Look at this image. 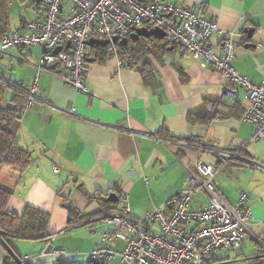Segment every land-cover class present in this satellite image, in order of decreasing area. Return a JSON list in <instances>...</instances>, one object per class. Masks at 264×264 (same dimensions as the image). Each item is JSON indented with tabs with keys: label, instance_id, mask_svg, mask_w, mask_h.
<instances>
[{
	"label": "crops",
	"instance_id": "1",
	"mask_svg": "<svg viewBox=\"0 0 264 264\" xmlns=\"http://www.w3.org/2000/svg\"><path fill=\"white\" fill-rule=\"evenodd\" d=\"M167 1L202 5L217 26L209 37L212 50L220 54L226 33L232 34L235 48L230 63L236 72L252 83L264 78V0ZM43 8L34 10L28 3L13 5L12 27L21 29L24 20L42 16ZM71 11L66 3L62 14ZM154 45L150 43L151 51L144 56L152 68L148 83L135 67H119L113 56L93 61L88 54L93 46H100L97 44H87L85 90L75 89L59 75L39 73V100L19 116L17 128L21 146L31 153L30 161L21 171L11 169L0 175L10 184L9 211L21 214L30 206L49 214L44 239L9 240L12 250L22 257L37 256L30 263L56 264L58 259L89 263L88 252L99 244L104 231L113 228L101 222L105 213L89 196L109 198L121 188L131 213L140 216L164 205L183 187L185 163L214 161L211 155H198L193 149L162 141L161 133L200 138L224 149L243 146V158L217 172L213 182L230 205L236 202L239 190L248 194V231L240 247L216 253L210 263L239 260L245 264L244 259L262 247L264 134L249 141L253 125L241 120L248 104L246 89L236 88L231 80L188 53ZM14 61L26 66L27 73L12 78ZM37 62L31 45L14 46L0 54V72L29 85L37 74ZM180 71L186 75L185 81H181ZM71 108H75L73 113ZM53 165L59 166L57 173ZM203 201L204 196L197 193L191 204ZM65 202L73 208L72 213L63 206ZM116 207L118 210L120 202ZM90 229L95 236L90 235ZM248 241L253 250L246 254L243 249ZM110 244L122 246L119 241ZM53 248L64 250L65 255L58 259L41 255ZM6 256L0 244V264ZM108 264H118V259Z\"/></svg>",
	"mask_w": 264,
	"mask_h": 264
},
{
	"label": "built area",
	"instance_id": "2",
	"mask_svg": "<svg viewBox=\"0 0 264 264\" xmlns=\"http://www.w3.org/2000/svg\"><path fill=\"white\" fill-rule=\"evenodd\" d=\"M66 3L72 11L63 15ZM141 27L160 28L164 32L163 43L168 47L190 54L206 68L231 80L236 88L244 87L248 104L244 106L241 120L253 125L249 141L264 134V78L252 83L236 72L230 63L235 48L232 34L226 33L220 44V54L212 50L209 37L217 26L215 20L205 14L202 5L167 0H45L42 16L28 19L23 29L9 30L0 37V54L14 46L41 48L37 74L25 90L27 100L15 105L19 115L39 100L40 72L59 75L77 90L86 89L87 40L93 35L107 41L105 46L119 67L132 63V55H120L116 43ZM151 38V43H155L156 38ZM58 46L60 50L54 52ZM0 81L13 90L21 89L11 80L12 86L7 79ZM74 111L75 108L69 110L70 113ZM161 140L193 149L198 155H211L214 161L185 163L183 187L164 205L140 216L131 213L126 194L120 188L117 192L120 207L101 218V222L110 223L113 228L104 231L99 244L88 252L89 264H108L114 259H118V264H211V256L218 252L230 253L243 243L251 219L246 205L248 194L239 190L236 202L230 205L213 182L217 172L243 158V146L224 149L200 138L195 143L171 137ZM52 169L57 173L59 166L53 165ZM197 193L204 196V201L193 206L192 196ZM89 233L96 235L93 229ZM114 241L122 242V246L111 245ZM44 254L58 259L65 251L53 248L49 254L41 253ZM36 258L24 256L21 261L25 264Z\"/></svg>",
	"mask_w": 264,
	"mask_h": 264
},
{
	"label": "trees",
	"instance_id": "3",
	"mask_svg": "<svg viewBox=\"0 0 264 264\" xmlns=\"http://www.w3.org/2000/svg\"><path fill=\"white\" fill-rule=\"evenodd\" d=\"M28 3L29 7L34 10L43 8L45 0H0V37L9 30L15 29L11 25L10 12L13 5ZM45 9V8H43ZM32 19V18H30ZM25 23L27 22L24 20ZM22 22V20L20 21ZM25 27V24L21 26V29ZM153 40L151 37L139 36L137 39L127 37L126 42L116 43L119 48L120 55L131 54L133 62L127 63L125 67H135L143 76L146 83L150 81L152 68L147 59L144 58L146 53L151 51L150 43ZM160 48L166 49L168 46L163 43L162 38H156L154 41ZM22 47V46H18ZM108 46H93L88 55L92 56L93 61L103 62L106 58L112 56V53L108 51ZM173 48V47H171ZM139 64V65H138ZM56 69V68H53ZM181 81L186 80V75L183 72H179ZM7 79L16 82L21 88L19 90H13L3 84L0 81V175L7 172V170L21 171L24 169L31 158V153L20 144V137L17 133L19 112L15 109V105H22L26 102L27 97L25 90L28 85H24L18 81L9 79V77L3 75L0 72V79ZM7 81V82H9ZM10 81V83H11ZM13 83H11V86ZM9 89V96L5 99V90ZM158 134V133H157ZM163 137H169L167 134H159ZM184 139L187 142L195 143L199 138L182 136L171 137ZM244 152V151H243ZM3 179V177H2ZM0 177V230L2 231V238L9 244L10 238L24 239V240H42L46 237V229L49 222V214L33 207L27 206L21 214H15L7 209L9 197L11 196V190L7 181L2 180ZM117 200L109 199L108 197H102L99 194H93L89 196L90 199L95 200L101 207L104 216L117 210V202H119L118 195H115ZM68 213L73 212V208L66 202L63 203ZM102 218V217H101ZM16 253V252H15ZM17 254V253H16ZM255 254V253H254ZM22 259V256L17 254ZM245 264H264V242L262 247L259 248L254 256L244 259ZM56 264H78L73 261L55 260ZM239 261V260H236ZM236 261H226V264H235ZM3 264H17L13 257L7 255L3 260ZM25 264H33L26 262ZM38 264V263H36ZM89 264V263H88ZM244 264V263H242Z\"/></svg>",
	"mask_w": 264,
	"mask_h": 264
},
{
	"label": "water",
	"instance_id": "4",
	"mask_svg": "<svg viewBox=\"0 0 264 264\" xmlns=\"http://www.w3.org/2000/svg\"><path fill=\"white\" fill-rule=\"evenodd\" d=\"M249 31V30H248ZM139 36H145V37H155V38H162L164 36V32L158 28L154 27L151 29H147L145 27L137 28L135 33H132L129 38L132 39H137ZM114 41H116V37L113 38ZM120 43L124 44L126 42V38H123L119 41ZM87 44L92 45V44H97L100 46H105L107 44V41L104 39H99V38H89L87 40ZM60 50V47H56L54 52H58ZM109 199L112 200H117L116 196L111 193L109 194ZM0 244L6 251L7 255H10L11 257L14 258V260L17 262V264H24L21 259L17 256L14 250L9 246V244L2 238V231L0 230Z\"/></svg>",
	"mask_w": 264,
	"mask_h": 264
},
{
	"label": "rangeland",
	"instance_id": "5",
	"mask_svg": "<svg viewBox=\"0 0 264 264\" xmlns=\"http://www.w3.org/2000/svg\"><path fill=\"white\" fill-rule=\"evenodd\" d=\"M12 10H14V9H12ZM24 15L27 17L26 13ZM31 46L33 48L34 58L35 59L37 58V61H38L39 54H40L39 52H41V48H40V46H37V45H31ZM24 64H28V63H24ZM26 73H27V67L26 66H24V67L20 66V65H18L17 61H14V69L12 70L13 75L11 77L12 78L18 77L19 74H26ZM8 94H9V89H6L5 90V96ZM252 250H253V248H252L250 241L246 242V246H245V249H243V251L247 254L248 252H251ZM49 260H53V259L50 258ZM235 264H242V263L239 261H236Z\"/></svg>",
	"mask_w": 264,
	"mask_h": 264
}]
</instances>
